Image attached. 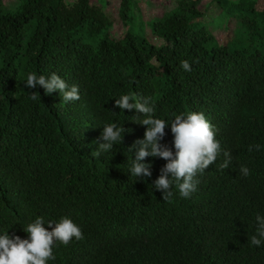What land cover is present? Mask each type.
Wrapping results in <instances>:
<instances>
[{
	"label": "trees",
	"instance_id": "trees-1",
	"mask_svg": "<svg viewBox=\"0 0 264 264\" xmlns=\"http://www.w3.org/2000/svg\"><path fill=\"white\" fill-rule=\"evenodd\" d=\"M54 1L19 0L10 10L0 0V235L26 239L36 218L47 227L67 217L83 239L56 242L48 264H264V242L250 244L256 216L264 217V0H216L221 13L212 25L194 13L201 0H176L154 22H142L138 0H122L130 21L121 40L89 0L59 13ZM232 18L238 31L219 45L208 24ZM149 27L165 28L160 46L146 42ZM23 28L32 29L26 46ZM30 72L58 75L78 86L80 99L25 88ZM131 94L151 98L154 118L170 124L203 113L216 130L222 153L190 197L174 186L163 201L153 185L167 162L158 157L141 161L151 164L150 177L131 175L137 150L129 149L146 127L135 110L114 107ZM109 123L127 130L122 142L92 154ZM172 141L169 126L160 143L175 152ZM223 151L232 157L227 169Z\"/></svg>",
	"mask_w": 264,
	"mask_h": 264
},
{
	"label": "clouds",
	"instance_id": "clouds-1",
	"mask_svg": "<svg viewBox=\"0 0 264 264\" xmlns=\"http://www.w3.org/2000/svg\"><path fill=\"white\" fill-rule=\"evenodd\" d=\"M180 66L184 71L192 70L187 60L181 61ZM24 86L28 89L40 87L44 89L46 95L58 91L65 103L80 99L78 86L69 87L56 74L46 78L30 72L27 74ZM29 96L32 100L40 99L37 92H32ZM114 107L123 112L135 110L141 117L138 124L146 127L144 138L135 141L129 149V152L133 148L137 150L130 168L131 175L141 180L150 177L151 164L141 161L146 157H158L167 162L161 168L160 175L153 185L155 190L163 193V201L170 202L174 195L172 191L174 186L181 197H190L199 183L196 177L202 175L210 165L214 164L222 153L221 145L216 140V130L205 119L203 113L189 112L176 115L169 124L165 120L154 118L155 105L150 97L135 94L122 95L115 100ZM169 126L175 152L160 143L165 137V128ZM126 131L122 125L118 126L116 123L104 125L98 138L102 143H99L97 150L92 154L99 156L102 152L111 151L114 145L122 142ZM260 147V145H251L248 150L259 151ZM223 156L225 159L220 168L227 169L232 157L227 151H223ZM239 171L244 177L250 175L247 167H241ZM256 221V235L252 236L250 244L259 247L264 242V217L258 214ZM23 231L27 234L26 239L15 235L10 237L7 232L0 235V264H48L49 261L56 259L53 253L56 242L68 246L73 239L76 241L83 239L80 227L67 217L61 218L55 224L49 221L47 227L43 217H38Z\"/></svg>",
	"mask_w": 264,
	"mask_h": 264
},
{
	"label": "rangeland",
	"instance_id": "rangeland-1",
	"mask_svg": "<svg viewBox=\"0 0 264 264\" xmlns=\"http://www.w3.org/2000/svg\"><path fill=\"white\" fill-rule=\"evenodd\" d=\"M54 10L59 13L60 11H73L75 10L79 0H55ZM3 5L10 10L15 9L18 6L19 0H2ZM176 0H138V10L142 22H154L159 21L174 7ZM89 5L96 6L100 11L107 15L113 24V29L110 32L111 38L115 40H121L124 38L126 32L129 30L130 16L123 15L122 0H89ZM49 13L53 14L52 10ZM194 13L198 15L202 14L201 21L204 23L214 24V21L221 13V8L218 6L216 0H201L200 6L194 10ZM220 24V23H219ZM208 26L211 28L214 37L217 39L219 45H225L231 40L238 31V24L235 18L230 19L226 24L219 27ZM31 28V27H29ZM165 28H159L158 32L152 33L151 28H146V42L150 45L160 46L165 42L164 36ZM24 40V45L30 40L32 35V29L23 28L21 32ZM140 44L143 40L139 41ZM155 60H151L154 64Z\"/></svg>",
	"mask_w": 264,
	"mask_h": 264
}]
</instances>
